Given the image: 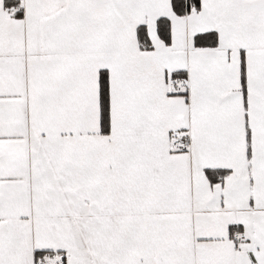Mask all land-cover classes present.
Instances as JSON below:
<instances>
[{
    "label": "snow or ice",
    "instance_id": "snow-or-ice-1",
    "mask_svg": "<svg viewBox=\"0 0 264 264\" xmlns=\"http://www.w3.org/2000/svg\"><path fill=\"white\" fill-rule=\"evenodd\" d=\"M0 264H264V0H0Z\"/></svg>",
    "mask_w": 264,
    "mask_h": 264
}]
</instances>
